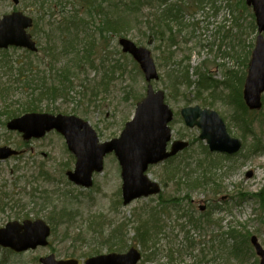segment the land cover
<instances>
[{
	"label": "rangeland",
	"instance_id": "rangeland-1",
	"mask_svg": "<svg viewBox=\"0 0 264 264\" xmlns=\"http://www.w3.org/2000/svg\"><path fill=\"white\" fill-rule=\"evenodd\" d=\"M79 1L20 0L16 5L0 0V18L18 10L31 16L34 25L38 22L29 30L38 44L36 53L28 57L23 49L9 48L0 56V85H18L13 86V96L5 100L1 96L0 106H16L26 96L18 82L10 83L12 72L17 80L18 61L32 59L36 74L49 80L56 68L71 65L76 72L70 90L54 102L45 100L40 112L78 116L90 123L102 142L119 137L147 91L139 65L119 45L124 37L151 52L159 73L152 84L165 92L174 112L173 136L190 141V147L172 162L148 169L150 179L161 186L159 195L125 205L121 168L113 153L105 157L103 171L94 173L93 186H77L66 175L74 168L75 157L61 134L52 131L41 139L24 140L19 131L7 127L17 117L4 121L0 114V147L20 151L0 161V228L10 221L39 218L52 230L46 247L17 254L0 246V264H41L40 258L52 253L58 259L84 262L132 246L140 250L138 264H259L253 246L244 239L255 235L264 247V208L256 195L264 188V93L262 109L246 114L250 128L236 119L242 110L234 101L235 89H243L257 36L250 24L252 8L245 9V0L244 4L243 0H206L202 8L195 0H138V9L130 10L131 0H107L105 5L117 4L109 7L110 16L125 22L121 32H103L101 37L104 16ZM176 3L182 7L180 23L172 22V32L163 24L165 33L157 35L154 23L162 9ZM73 18L79 26L76 48L60 55L71 48L61 29ZM74 32L72 28L71 35ZM117 61L120 68L114 71ZM175 74H187L192 84L173 87ZM201 74L218 83L217 91L200 85ZM195 105L220 114L229 133L243 142L239 153L227 156L204 149L198 129L188 128L180 115L183 107ZM188 162L191 166L186 168ZM179 166L181 175L167 176ZM210 166L215 167L208 171ZM187 172L192 177L205 174L208 182L203 179L206 184L187 187ZM155 206L161 230L144 247L138 228ZM232 230L242 245L239 256L229 252L235 242Z\"/></svg>",
	"mask_w": 264,
	"mask_h": 264
},
{
	"label": "water",
	"instance_id": "water-1",
	"mask_svg": "<svg viewBox=\"0 0 264 264\" xmlns=\"http://www.w3.org/2000/svg\"><path fill=\"white\" fill-rule=\"evenodd\" d=\"M13 1L19 3V0ZM246 1L253 7L258 35L244 84L243 98L249 109L256 110L262 107L264 92V0ZM32 24V18L22 12L4 15L0 18V48L16 46L36 51V43L27 33ZM120 44L123 51L132 54L140 64L149 84L146 96L137 103L133 119L126 123L119 138L99 143L96 131L89 123L73 115L27 113L9 121L7 127L21 132L25 140L41 138L53 129L64 135L68 148L77 157L75 169L68 171L67 176L84 187L92 186L93 172L102 171L105 155L115 151L122 168V193L126 205L142 196L158 194L160 185L146 174L149 166L175 156L189 143L174 140L170 151L167 150L172 138L169 123L173 119V111L165 102L164 91L155 90L151 83L159 78L151 52L127 38H121ZM181 114L189 127L198 126L201 129L200 139L206 140L211 151L234 154L241 149V140L230 135L224 120L215 110L202 109L197 105L183 108ZM18 153L9 146L0 147V159ZM49 235L50 227L43 220L11 221L0 229V244L19 252L47 245ZM251 243L261 258L260 264H264V248L255 235L251 236ZM140 259L138 250L131 248L124 254L110 253L89 258L85 264H138ZM41 262L78 264L75 259L56 260L54 255L41 258Z\"/></svg>",
	"mask_w": 264,
	"mask_h": 264
},
{
	"label": "trees",
	"instance_id": "trees-1",
	"mask_svg": "<svg viewBox=\"0 0 264 264\" xmlns=\"http://www.w3.org/2000/svg\"><path fill=\"white\" fill-rule=\"evenodd\" d=\"M79 1V0H78ZM104 1L107 0H80L79 3H81L82 5L84 4H90L92 6V9L94 10V13H100L102 14L103 17V22L100 25V31L101 34L100 36H102L103 32L106 33H119L121 32V27L122 24L125 22L121 19H117L115 17H111L109 14V7L111 5H115L117 7V4L114 2H110L109 4L105 5ZM162 1V0H161ZM184 0H181V2H183ZM197 6L199 8H202L205 4H207L206 0H195ZM242 4H244V0L242 1ZM128 8L130 10L138 9V0H131V3H129V5H127ZM206 6V5H205ZM245 9L247 10L248 7L246 4H244ZM92 12V11H91ZM181 12H182V7L179 4H171L168 5L166 7H164L162 9L161 12V16L158 17L157 21L154 23V28L157 30V35H162L163 33H165L163 31V24H166L168 28V30L170 32H172L173 27H172V22H177L180 23V19H181ZM251 29L252 31H255V19H254V14L251 13ZM115 18V19H114ZM240 19V17H238ZM71 24V25H70ZM78 24V19L73 18L72 21L69 22V25L62 27L61 30L64 31V42L67 45L69 43V45H71L70 49L65 48V50H63L61 53H59L60 55L68 52L72 49H75L76 47L74 46L76 40H78V33H79V26ZM34 26H38V22H35ZM161 27V30L158 31V29ZM74 29L75 32L73 35H71V29ZM77 28V29H75ZM169 32V33H170ZM70 37V38H69ZM172 37V36H171ZM172 43L174 41H171ZM252 46V45H251ZM16 49V48H14ZM67 49V50H66ZM8 50H0V56L2 57V54H7ZM26 54H28L27 56L30 57L29 55H32V53L25 51ZM79 55V53H78ZM0 57V67L3 65L2 64V58ZM80 59V58H79ZM18 63H20V69L18 71L17 74V80L14 78L13 76V72H12V77L10 78V83L12 81H16L18 82L17 84L20 85V87H22V89H24L26 91V96L24 98V100H20L18 99L17 101V105L16 106H12L10 104H5L3 106H0V114L5 116V120L7 121L10 118L13 117H17L20 116L22 114L28 113V112H39V111H43V102L45 100H50L51 102L56 101L58 98H60L62 95H64L67 91L70 90L69 88V84L72 83V78L74 76V72H76L74 70V67H72L71 65H63L59 68H56L58 70H55V76L54 78L50 77L52 80H49L48 77H45V75H37L36 74V68H34L36 65L34 64V61L31 59L28 62H20L18 61ZM81 64V63H80ZM80 64H75V66L78 65V67H80ZM52 66H54V64H52ZM117 68H120V64L117 61V64L114 66V71H117ZM202 75V80L200 85L203 88L206 89H210L214 88V92L217 91V87L215 86L216 84H213V82L211 80H209V78L204 75ZM107 76V74H106ZM174 76L171 81V85L173 87L177 86H181V85H191L192 82L189 78V76L187 74L185 75H172ZM238 75L235 74L233 75V77H237ZM240 80V79H239ZM242 81V79L240 80V82ZM194 84H196L194 82ZM13 86L16 88H18V85H13L12 84H8V83H3V85H0L1 89H0V103H1V96L3 98V100L11 97L14 95V89ZM231 86V85H230ZM233 87V86H232ZM234 89V88H233ZM13 90V91H12ZM242 89L240 88H236L235 89V94H236V98H235V103L237 104V107L240 109V111L242 110V112H240L237 116L236 119L240 120L243 124L247 125L248 128H250V125L246 114L249 113L248 108L245 106L243 99H242ZM93 92H96V90ZM213 95V93H212ZM233 97V95H231ZM214 99V97H213ZM211 101V100H210ZM50 110V109H49ZM53 112V110H51ZM242 114V115H241ZM4 121H2V124H4ZM1 124V125H2ZM206 150V147L204 148ZM174 160L171 159L169 160V162H172ZM191 166V163L188 162L186 165V168H189ZM215 166H210L208 171L212 170ZM180 166L177 168H173L172 170H170L168 172L169 177L175 178L176 175L180 174L181 175V171H180ZM184 169V167H183ZM191 169V168H190ZM185 170V169H184ZM205 172V174H207V172ZM203 174L202 177L199 175L198 177H192V174L190 172H187V183L185 184L187 187H194L200 184L205 183L203 181L206 180V178H204L203 176L205 175ZM179 180H182L179 179ZM206 182H208V180H206ZM206 184V183H205ZM181 187L184 186L183 183L180 185ZM257 196H259V200L261 202L262 207L264 208V188L256 194ZM157 213V214H156ZM148 216L149 218L147 220H144V222H142V220L140 221L141 226L138 228L140 230V232H142V237L140 238L141 241V245L146 247L147 246V242L150 238H155V236L157 235V233H159V231L161 230V225H160V218H159V212L157 209V206L151 208L150 212H149ZM136 235L138 236V232H136ZM236 236L237 233L232 230L230 233V237L233 238V240H235V242L232 243V245H230L229 248V252L231 254H233L234 256H239L240 254V250H241V246L239 245L240 243L237 242L236 240ZM246 241V245H251L250 243V239L249 238H245L244 242ZM249 243V244H248ZM252 246V245H251Z\"/></svg>",
	"mask_w": 264,
	"mask_h": 264
}]
</instances>
